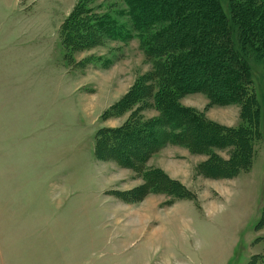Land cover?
Returning a JSON list of instances; mask_svg holds the SVG:
<instances>
[{
  "label": "rangeland",
  "instance_id": "1",
  "mask_svg": "<svg viewBox=\"0 0 264 264\" xmlns=\"http://www.w3.org/2000/svg\"><path fill=\"white\" fill-rule=\"evenodd\" d=\"M79 1L0 0V264H249L264 256V113L255 104L248 170L223 169L237 152L227 139L198 153L176 141L159 145L130 168L115 153L95 156L98 130L138 113L159 117L153 101L115 117L111 109L162 65L129 28L123 0L83 4L131 37L87 42L65 59L58 28ZM219 3L231 21L230 1ZM202 72L191 76L199 82ZM251 80L261 105L263 63H254ZM178 104L226 129L242 123L240 104L212 103L204 91ZM211 154L223 162L209 170Z\"/></svg>",
  "mask_w": 264,
  "mask_h": 264
},
{
  "label": "trees",
  "instance_id": "2",
  "mask_svg": "<svg viewBox=\"0 0 264 264\" xmlns=\"http://www.w3.org/2000/svg\"><path fill=\"white\" fill-rule=\"evenodd\" d=\"M123 1L126 6L124 14L132 20L129 28L138 33V37L145 36L144 49L147 55L157 56L162 70L160 73L153 70L140 77L130 93L112 107L111 110H118L112 111L111 116L122 114L123 111L119 110L131 109L136 103L142 109L143 103L150 105L149 102L153 101L159 117L144 120L138 113L118 127L98 130L94 139V155L115 153L122 157L120 165L130 168L143 164L147 155L159 145L176 141L198 153L219 148L221 139H227L228 142L233 141L232 146L237 152L235 159L224 162L223 169L228 168L232 173L248 170L251 165L247 152V147L251 146L250 134H256L257 112L264 113V100L261 105L255 101L251 80L254 63L264 64V2L244 0L235 4L229 0L232 17L229 21L219 0ZM87 10L83 0L79 1L60 25L59 40L65 59L72 57L75 46L105 38L121 41L131 37L126 31L129 29L127 26H118L104 16L92 18ZM198 66L203 70L199 82L191 76ZM144 87L152 88V92L147 94ZM198 91L206 92L215 104H240L242 123L226 129L178 104L182 95ZM255 104L259 111L255 110ZM187 136L194 146L185 139ZM245 143L248 146L245 147ZM127 157L131 158L128 160ZM208 157L204 165L209 170L214 161L223 162L215 154ZM241 160H247L246 164L242 165ZM148 172L165 178L159 169H149ZM168 182L184 190L179 183L169 179ZM260 223H264V193ZM252 258L249 264H264V256H259L256 261Z\"/></svg>",
  "mask_w": 264,
  "mask_h": 264
},
{
  "label": "crops",
  "instance_id": "3",
  "mask_svg": "<svg viewBox=\"0 0 264 264\" xmlns=\"http://www.w3.org/2000/svg\"><path fill=\"white\" fill-rule=\"evenodd\" d=\"M59 27H60V25H59ZM58 30H59V28H58ZM162 168V167H161ZM164 170V169H163Z\"/></svg>",
  "mask_w": 264,
  "mask_h": 264
}]
</instances>
